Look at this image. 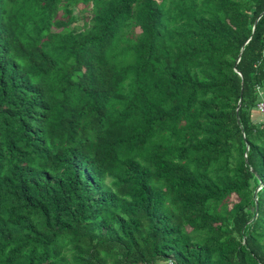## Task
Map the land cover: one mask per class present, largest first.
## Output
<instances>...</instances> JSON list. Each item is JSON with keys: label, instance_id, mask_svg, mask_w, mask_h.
I'll use <instances>...</instances> for the list:
<instances>
[{"label": "trees", "instance_id": "obj_1", "mask_svg": "<svg viewBox=\"0 0 264 264\" xmlns=\"http://www.w3.org/2000/svg\"><path fill=\"white\" fill-rule=\"evenodd\" d=\"M263 13L0 0V264H264Z\"/></svg>", "mask_w": 264, "mask_h": 264}, {"label": "built area", "instance_id": "obj_2", "mask_svg": "<svg viewBox=\"0 0 264 264\" xmlns=\"http://www.w3.org/2000/svg\"><path fill=\"white\" fill-rule=\"evenodd\" d=\"M261 99L257 103V110L264 115V97L262 96V92L260 91ZM168 264H176L173 260H170Z\"/></svg>", "mask_w": 264, "mask_h": 264}, {"label": "crops", "instance_id": "obj_3", "mask_svg": "<svg viewBox=\"0 0 264 264\" xmlns=\"http://www.w3.org/2000/svg\"><path fill=\"white\" fill-rule=\"evenodd\" d=\"M263 91H264V88H263ZM253 114H254L253 119L255 121H260V122L264 121V115L260 113L259 111L255 110Z\"/></svg>", "mask_w": 264, "mask_h": 264}, {"label": "rangeland", "instance_id": "obj_4", "mask_svg": "<svg viewBox=\"0 0 264 264\" xmlns=\"http://www.w3.org/2000/svg\"><path fill=\"white\" fill-rule=\"evenodd\" d=\"M80 7L83 8L84 6L81 5ZM262 96L264 97V91L262 92ZM261 189H262V185H258V187L255 190V195H257L259 192H261ZM233 200L235 201V200H237V198L234 196ZM233 200H232V202H233Z\"/></svg>", "mask_w": 264, "mask_h": 264}, {"label": "water", "instance_id": "obj_5", "mask_svg": "<svg viewBox=\"0 0 264 264\" xmlns=\"http://www.w3.org/2000/svg\"><path fill=\"white\" fill-rule=\"evenodd\" d=\"M264 15V13L258 18V20ZM241 59V58H240ZM239 59V61H240ZM237 72L240 74V72L237 70ZM238 119H239V114H238Z\"/></svg>", "mask_w": 264, "mask_h": 264}]
</instances>
